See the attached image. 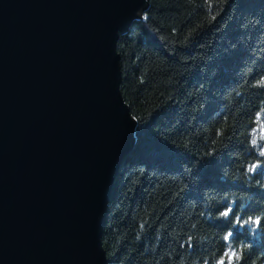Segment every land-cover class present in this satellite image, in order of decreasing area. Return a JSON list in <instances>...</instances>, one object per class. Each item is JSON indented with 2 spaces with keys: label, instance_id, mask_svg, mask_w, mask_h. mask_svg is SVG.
<instances>
[{
  "label": "trees",
  "instance_id": "trees-1",
  "mask_svg": "<svg viewBox=\"0 0 264 264\" xmlns=\"http://www.w3.org/2000/svg\"><path fill=\"white\" fill-rule=\"evenodd\" d=\"M212 13L205 0H150L120 36L136 136L104 226L109 264H227L228 243L241 241L253 246L240 264H264V220L255 234L235 223L264 215V157L250 144L264 102L255 83L264 75V0L214 2ZM232 200L230 216L218 217Z\"/></svg>",
  "mask_w": 264,
  "mask_h": 264
},
{
  "label": "water",
  "instance_id": "water-1",
  "mask_svg": "<svg viewBox=\"0 0 264 264\" xmlns=\"http://www.w3.org/2000/svg\"><path fill=\"white\" fill-rule=\"evenodd\" d=\"M150 0H0V264H109L135 146L118 41Z\"/></svg>",
  "mask_w": 264,
  "mask_h": 264
},
{
  "label": "clouds",
  "instance_id": "clouds-1",
  "mask_svg": "<svg viewBox=\"0 0 264 264\" xmlns=\"http://www.w3.org/2000/svg\"><path fill=\"white\" fill-rule=\"evenodd\" d=\"M206 4L208 5V13L212 19H215V16L212 13V5L214 2L222 3L223 0H205ZM257 85L264 86V75H262L259 80L255 82ZM255 123L256 126L251 130V140L250 144L256 147V150L260 157H264V147H259V142L264 140V102L261 103V107L255 114ZM144 125H137L138 128L143 127ZM133 136H136V131L134 130ZM261 166V162L259 160L254 161L246 166L245 174L248 177H251L254 174L258 167ZM259 183V182H258ZM264 187V185H262ZM235 201L232 200L230 202L229 207L221 210L217 215L218 217L227 218L233 212V205ZM264 220V215H257V216H247L243 220H241V216L237 215L235 223L237 224H244V225H252V233L255 234L257 229L259 228L261 221ZM141 232H143V225H141ZM233 236L232 230H228L224 233L223 239L226 242L230 241V238ZM139 239V235L137 236ZM253 246L251 241H241V243L235 247L229 242L228 248L226 250L225 256L227 257V264H240L242 259L243 253L245 249H250ZM217 264H224V258L222 257L220 260L217 261Z\"/></svg>",
  "mask_w": 264,
  "mask_h": 264
}]
</instances>
